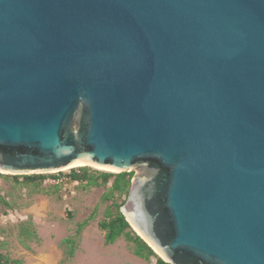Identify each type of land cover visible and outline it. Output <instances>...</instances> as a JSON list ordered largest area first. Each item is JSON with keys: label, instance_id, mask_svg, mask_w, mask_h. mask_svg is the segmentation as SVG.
<instances>
[{"label": "water", "instance_id": "water-1", "mask_svg": "<svg viewBox=\"0 0 264 264\" xmlns=\"http://www.w3.org/2000/svg\"><path fill=\"white\" fill-rule=\"evenodd\" d=\"M133 171L170 264H264V0H0V173Z\"/></svg>", "mask_w": 264, "mask_h": 264}, {"label": "rangeland", "instance_id": "rangeland-1", "mask_svg": "<svg viewBox=\"0 0 264 264\" xmlns=\"http://www.w3.org/2000/svg\"><path fill=\"white\" fill-rule=\"evenodd\" d=\"M70 169L63 168L61 175L58 171L50 172L57 177L47 178L38 189L0 177V195L11 206L6 208V215L0 213V250L20 258L23 264H154V258L146 261L135 256L123 237L110 244L104 242L96 223L103 215L100 197L105 187L85 188L68 181L66 174ZM133 172L139 174V170ZM92 213L93 218L83 228L73 258L62 262L60 239L72 233L76 222ZM28 216L32 217L38 239L28 240L25 246L17 237L16 224Z\"/></svg>", "mask_w": 264, "mask_h": 264}, {"label": "trees", "instance_id": "trees-1", "mask_svg": "<svg viewBox=\"0 0 264 264\" xmlns=\"http://www.w3.org/2000/svg\"><path fill=\"white\" fill-rule=\"evenodd\" d=\"M78 166V165H75ZM72 166V167H75ZM61 175L62 172H58ZM133 171L114 172L110 170H101L92 168L90 166L82 165L76 168H71L70 172L66 174L68 181L82 184L85 188L104 186L105 189L100 197V203L104 205L103 215L97 221V227L102 232L104 242L110 244L115 242L118 238L123 237L130 245L131 252L146 261L154 258V264H170L164 261L157 253L133 230L129 222L126 220L120 207L124 203ZM0 177L11 178L15 184L33 185L38 189L42 183L49 177L56 178L55 174L49 173H34V174H3ZM6 208H11L10 203L6 198L0 195V212L6 215ZM93 209V213L96 211ZM93 213L76 222L72 233L63 237L59 241L62 248V262L73 258L78 247L81 232L88 224L89 220L93 218ZM70 213L67 212V215ZM17 237L19 241L27 246V241L38 239V235L34 228L32 217L17 222ZM0 264H23L20 258L11 257L7 252L0 250Z\"/></svg>", "mask_w": 264, "mask_h": 264}, {"label": "bare ground", "instance_id": "bare-ground-1", "mask_svg": "<svg viewBox=\"0 0 264 264\" xmlns=\"http://www.w3.org/2000/svg\"><path fill=\"white\" fill-rule=\"evenodd\" d=\"M84 164H85V163H83V162L75 161V162L71 163L70 165H68V166H66V167H70V168H72L71 166H75V165L81 166V165H84ZM91 166H94V167H97V168H100V169L111 170V169L104 168V167L97 166V165H93V164H91ZM66 167H64V168H66Z\"/></svg>", "mask_w": 264, "mask_h": 264}]
</instances>
